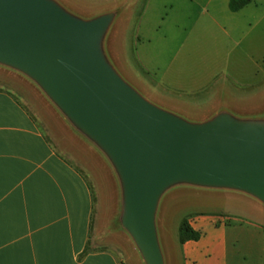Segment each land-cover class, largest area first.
<instances>
[{"label":"rangeland","instance_id":"obj_1","mask_svg":"<svg viewBox=\"0 0 264 264\" xmlns=\"http://www.w3.org/2000/svg\"><path fill=\"white\" fill-rule=\"evenodd\" d=\"M49 1L83 21L110 17L101 53L154 106L194 125L223 115L264 124V0L237 13L230 0ZM160 70L169 74L164 85ZM0 91L28 109L86 177L95 202L89 249L146 264L120 247L125 190L111 157L24 72L0 63ZM184 222L202 234L189 254L180 241ZM155 226L165 264H264V203L246 192L175 183L159 199Z\"/></svg>","mask_w":264,"mask_h":264},{"label":"water","instance_id":"obj_2","mask_svg":"<svg viewBox=\"0 0 264 264\" xmlns=\"http://www.w3.org/2000/svg\"><path fill=\"white\" fill-rule=\"evenodd\" d=\"M110 22L77 19L49 0H0V63L38 82L111 157L124 183L125 229L146 264H165L155 217L169 186L230 188L264 203V124L223 115L194 125L149 103L101 53Z\"/></svg>","mask_w":264,"mask_h":264},{"label":"crops","instance_id":"obj_3","mask_svg":"<svg viewBox=\"0 0 264 264\" xmlns=\"http://www.w3.org/2000/svg\"><path fill=\"white\" fill-rule=\"evenodd\" d=\"M160 72L164 85L169 74ZM94 211L84 174L22 103L0 91V264H123L114 251L89 249ZM119 234L122 250L143 258L129 232ZM196 243L184 245L186 254Z\"/></svg>","mask_w":264,"mask_h":264},{"label":"trees","instance_id":"obj_4","mask_svg":"<svg viewBox=\"0 0 264 264\" xmlns=\"http://www.w3.org/2000/svg\"><path fill=\"white\" fill-rule=\"evenodd\" d=\"M253 0H230L229 7L233 13L243 10L245 7L251 5ZM202 238V234L193 230V228L184 222L181 227V244L185 245L188 242H198Z\"/></svg>","mask_w":264,"mask_h":264}]
</instances>
